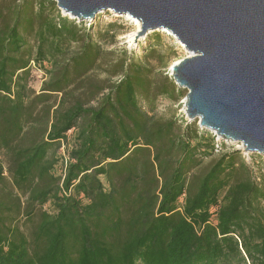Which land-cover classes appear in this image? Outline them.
Returning <instances> with one entry per match:
<instances>
[{
    "label": "trees",
    "instance_id": "trees-1",
    "mask_svg": "<svg viewBox=\"0 0 264 264\" xmlns=\"http://www.w3.org/2000/svg\"><path fill=\"white\" fill-rule=\"evenodd\" d=\"M54 5L0 2V264H264V177L237 151L197 175L214 136L146 112L149 69Z\"/></svg>",
    "mask_w": 264,
    "mask_h": 264
},
{
    "label": "water",
    "instance_id": "water-1",
    "mask_svg": "<svg viewBox=\"0 0 264 264\" xmlns=\"http://www.w3.org/2000/svg\"><path fill=\"white\" fill-rule=\"evenodd\" d=\"M54 1L78 21L112 11L140 23L137 37L168 32L189 53L170 69L187 119L264 154V0Z\"/></svg>",
    "mask_w": 264,
    "mask_h": 264
},
{
    "label": "rangeland",
    "instance_id": "rangeland-1",
    "mask_svg": "<svg viewBox=\"0 0 264 264\" xmlns=\"http://www.w3.org/2000/svg\"><path fill=\"white\" fill-rule=\"evenodd\" d=\"M17 0H0L4 3H13ZM55 3L54 0H50ZM55 13L60 17L67 18L69 21L76 19L71 18L69 15L64 14L57 5H54ZM84 23L82 27L89 29L94 37L101 42V47L107 53L120 57L127 55L131 57L134 62H140L143 66L149 69L151 96L146 101L142 102V106L146 112L152 113L156 118L164 120H175L177 125L182 129L186 125L194 124L196 128L198 126V120L189 121L185 115V102L187 91L180 89L176 86L175 81L172 78L171 67L173 64L181 61L189 56L183 47L170 35L164 31L148 32L144 36L135 37L136 39L130 40V36L135 33L136 27L130 17L125 15H117L112 11H106L95 16L92 19L84 21L76 20V24ZM108 24L114 25L113 31L115 38L113 40L104 38L98 34H102ZM112 57V56H108ZM44 73L42 69H33L30 77V87L36 92L40 93L41 86L44 82ZM167 87V88H164ZM166 90L168 94L161 96V92ZM205 131L199 128V132ZM210 133V132H209ZM215 138V143L218 146L215 150L202 160V164L197 175H201L207 172L221 156L225 154L232 155L233 151H237V154L233 156L238 169L236 175H234V181H241L251 178L255 183H260L262 177H264V154H257L246 152L242 149L240 144L224 141L221 138L216 137L214 133H210ZM204 144V143H203ZM58 155H61L59 152ZM6 159L0 153V163L5 166ZM61 163L55 167V174L60 175ZM7 177L6 174H4ZM5 192H15L12 188L11 181L5 179L3 184H0V198L3 199ZM181 201V200H180ZM264 207V202L262 203ZM39 209H36V212ZM43 210L50 211V206L46 204L43 206ZM16 220V221H15ZM15 225L20 228V232L29 236L34 220H28L26 217L15 219Z\"/></svg>",
    "mask_w": 264,
    "mask_h": 264
},
{
    "label": "bare ground",
    "instance_id": "bare-ground-1",
    "mask_svg": "<svg viewBox=\"0 0 264 264\" xmlns=\"http://www.w3.org/2000/svg\"><path fill=\"white\" fill-rule=\"evenodd\" d=\"M131 20H133V23H134V25H135V27H136V31H135V33L132 34V35L129 37L130 40L132 41V40L135 39V37H137V35H138V32H139V30H140V23H139L138 21L132 19V18H131ZM164 32L167 33L168 35H170L168 32H166V31H164ZM170 36H171V35H170ZM181 47H183V46H181ZM188 54H189V53H188Z\"/></svg>",
    "mask_w": 264,
    "mask_h": 264
}]
</instances>
